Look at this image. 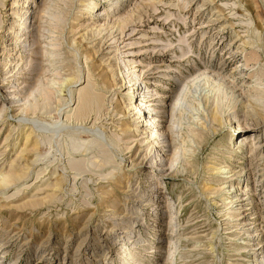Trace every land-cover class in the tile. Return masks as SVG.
Returning a JSON list of instances; mask_svg holds the SVG:
<instances>
[{
    "label": "rangeland",
    "instance_id": "obj_1",
    "mask_svg": "<svg viewBox=\"0 0 264 264\" xmlns=\"http://www.w3.org/2000/svg\"><path fill=\"white\" fill-rule=\"evenodd\" d=\"M0 174V264H264V0H0Z\"/></svg>",
    "mask_w": 264,
    "mask_h": 264
},
{
    "label": "bare ground",
    "instance_id": "obj_2",
    "mask_svg": "<svg viewBox=\"0 0 264 264\" xmlns=\"http://www.w3.org/2000/svg\"><path fill=\"white\" fill-rule=\"evenodd\" d=\"M51 52V51H50ZM125 55V54H124ZM126 59V58H125ZM121 61V60H120ZM126 64H127V62H126ZM125 66H127V65H125ZM127 68V67H126ZM128 69V68H127ZM129 72V71H128ZM112 74V73H111ZM129 75V74H128ZM131 75H132V73H131ZM109 76H111V75H109ZM205 77L207 80H214L211 76H209V75H206V74H203L202 76L200 75V76H198V77H196V78H194L191 82H189L187 85H185V87L183 88V94L181 95V97H180V99L177 101V103H176V106L179 104V103H181L182 101L184 102V99L186 98V95H187V93H188V91H189V89L191 88V86H193L198 80H200L202 77ZM115 77V76H114ZM132 77V76H131ZM88 78H89V75H88ZM112 78V81H114V78L113 77H111ZM133 78H131L130 80H132ZM204 79V78H203ZM133 81V80H132ZM88 82H90V81H88ZM131 82V81H130ZM87 85V84H86ZM94 85L95 84H92V85H88V87L87 88H85V89H81L80 90V94H79V107H78V109H76L75 110V112L76 113H78V114H80V115H84V114H87L86 113V111L87 110H89V108H91V106H93L94 105V102H95V100H94V91H93V88L92 87H94ZM84 88V87H83ZM48 89V88H47ZM50 89V88H49ZM51 92H52V90L50 89V90H47L46 91V94L44 95L45 96V98L46 99H49L50 98V96H51ZM99 99V98H98ZM241 99V97H239V95L236 97V99H235V102H234V105L232 106V107H230V108H235V107H237L238 106V101ZM243 99V98H242ZM100 100V99H99ZM144 100L142 99L141 101H140V103L138 104V105H135V106H132L133 108H136V109H138V111L139 110H141V107L143 106V104H144V102H143ZM96 104V103H95ZM199 106V105H198ZM94 107V106H93ZM249 107H252V105H249ZM144 108V107H143ZM145 108H147L146 107V105H145ZM94 109V108H93ZM90 110H92V109H90ZM28 111V110H27ZM146 111V110H145ZM140 112H143L144 113V110L143 111H140ZM77 114V115H78ZM216 114V113H215ZM214 114V115H215ZM79 116V115H78ZM185 116V115H184ZM190 116V115H189ZM84 117V116H83ZM152 117V116H151ZM151 117H149V120L152 122V120H151ZM217 117H218V115H217ZM220 117H218V119H219ZM214 119H217L216 118V115H215V117H214ZM231 120V119H230ZM229 120V121H230ZM230 122H232V120L230 121ZM178 124V123H177ZM181 125V124H180ZM247 129V128H246ZM144 131V130H143ZM144 133V132H143ZM31 136H30V134L29 135H27L26 136V138L27 139H29ZM195 138H197L196 136H194V138H192V139H190V140H187V139H185V140H182L181 141V144H183V145H185V144H187V143H195ZM50 142V141H49ZM193 146H191V147H189V146H186V147H180V149H181V153H178L177 152V154H179V156H184V155H186V151L188 150V149H190V150H194L193 148H192ZM177 149V148H176ZM223 169L221 170L222 171V173H225L226 174V176H230V168H229V166H227V165H224L223 167H222ZM219 169H221V168H219ZM233 172V171H232ZM238 174V173H237ZM14 180V177H13V175H10V174H0V185H7V184H9L10 182H12ZM226 182L229 184V186H228V190H227V193L229 194V196H227V198H228V203H230V205L231 206H236V207H240V206H242L241 204H240V200H242V198L240 199V196H241V193H239V191L241 190V186H240V179L239 178H237V177H229V180L227 181L226 180ZM204 190H207V187H205V189ZM243 197V196H242ZM244 199V198H243ZM228 205V204H227ZM231 208V207H230ZM233 208V207H232ZM247 208H249L248 206H247ZM229 215L231 216V217H233L234 218V220H235V224L236 225H238V227L240 228V231H242L243 233H246L247 234V238L246 239H244L245 241V243H247V245H249V244H253V242H252V232L251 231H249V230H247V229H245V228H243V225L246 223H244V213H242V211H239L237 208L236 209H229ZM248 216V215H247ZM253 220V219H252ZM247 221V220H246ZM253 222V221H252ZM238 231V230H237ZM241 232V233H242ZM240 233V234H241ZM245 247V246H244ZM250 248V247H249ZM251 248H253L252 250V253H253V256H254V260H259L258 259V257H257V255H256V252H255V250H254V247H251ZM259 250V249H258ZM250 252V251H249ZM15 262V261H14Z\"/></svg>",
    "mask_w": 264,
    "mask_h": 264
}]
</instances>
